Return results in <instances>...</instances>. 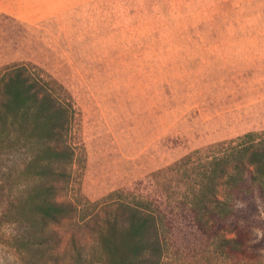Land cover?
<instances>
[{
	"label": "rangeland",
	"instance_id": "374dc122",
	"mask_svg": "<svg viewBox=\"0 0 264 264\" xmlns=\"http://www.w3.org/2000/svg\"><path fill=\"white\" fill-rule=\"evenodd\" d=\"M15 61L60 76L76 107L58 183L73 212L52 227L63 256L94 247L118 201L165 197L159 171L181 157L264 130V0H0V72ZM1 227L0 264H15ZM175 245L167 264H246Z\"/></svg>",
	"mask_w": 264,
	"mask_h": 264
},
{
	"label": "trees",
	"instance_id": "16d2710c",
	"mask_svg": "<svg viewBox=\"0 0 264 264\" xmlns=\"http://www.w3.org/2000/svg\"><path fill=\"white\" fill-rule=\"evenodd\" d=\"M255 98L264 104V90ZM75 110L60 76L33 61L0 72V227L15 264H167L176 237L219 260L264 264V130L181 157L159 171L165 197L118 201L95 246L63 256L52 227L73 212L58 201V183L71 160L63 144ZM173 186L185 189L173 194Z\"/></svg>",
	"mask_w": 264,
	"mask_h": 264
}]
</instances>
